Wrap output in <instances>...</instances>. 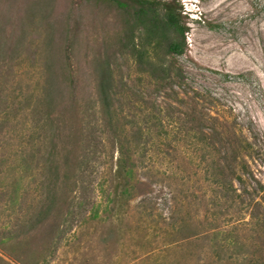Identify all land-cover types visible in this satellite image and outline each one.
<instances>
[{
    "label": "rangeland",
    "instance_id": "rangeland-1",
    "mask_svg": "<svg viewBox=\"0 0 264 264\" xmlns=\"http://www.w3.org/2000/svg\"><path fill=\"white\" fill-rule=\"evenodd\" d=\"M122 1L128 6L0 0V264H243L264 257V229L244 224L250 213L264 217V0H152L160 17L166 3L185 27L181 54H166L164 46L149 53L169 70L159 81L123 46L129 25L138 26L135 41L142 35L133 14L139 0ZM54 26L76 41L71 59L88 91L87 163L73 210L49 245L22 234L20 223L38 205L50 150L45 61L46 44L60 38L51 35ZM96 55L109 61L114 123L124 127L119 139L132 135L135 116L145 123L124 185L114 176L120 154L95 93ZM140 106L159 111L163 128L139 115ZM23 169L32 174L13 181ZM230 179L242 194L231 205L215 199ZM15 189L16 213L8 216Z\"/></svg>",
    "mask_w": 264,
    "mask_h": 264
},
{
    "label": "trees",
    "instance_id": "trees-1",
    "mask_svg": "<svg viewBox=\"0 0 264 264\" xmlns=\"http://www.w3.org/2000/svg\"><path fill=\"white\" fill-rule=\"evenodd\" d=\"M114 1L118 7L128 6L126 1ZM155 4L156 2L152 0H139V6L133 10V14L136 22L139 23V27H141L142 41H135L136 35L134 33L138 26L134 23L127 28L128 34L123 46L138 64H146L148 67L145 70L152 78L159 81L166 77L169 70L164 64V59L153 61L149 59V53L164 46V53L166 54H181L184 50L185 27L180 23L178 14L176 15L175 10L170 5L163 4L164 12L163 16L160 17ZM50 30L51 35L60 37L58 39L54 38L46 44L48 52L45 61L47 86L45 87L44 100L48 107L46 112L48 121L53 126L50 150L45 158L46 169L43 174L41 173L42 175H40L38 181V196H40L38 205L35 208L33 207V212H30V214L26 213L24 220L20 223L23 226L21 228H25L22 234L27 233L33 239L36 236L41 237V239L36 238L39 241H46L49 245L51 242L53 244L55 236H59L62 230L61 226L68 214L73 210V200L77 197L76 194L80 185L78 174L82 166L87 163L85 158L86 142H84L87 131L83 122V120H86V111L83 109L82 103L83 98H87L85 95L88 94L87 89L82 85L83 81L77 70L74 69L71 59L76 41L74 39L70 41L67 38L69 29L54 26ZM4 44L8 46V43ZM91 63L94 64L96 73L94 76L96 82L95 93L106 122L113 132L112 143L114 146L117 145L116 149L120 154L117 159L114 176L117 179H122L118 183L124 185L128 180L127 173L131 171L129 166V161L132 159L130 157L131 151L136 152L140 147L145 123L135 116V120L130 121L134 124L132 135L124 137L123 140L119 139V130L122 132L124 127L122 122L120 125L114 123L118 109L115 102L116 92L113 88V76L110 71L109 61L100 55H96ZM179 76L180 74H177V77ZM138 109H140L138 114L147 115L145 119L150 120L153 126L163 128V119L159 111L154 109L146 111L143 106ZM261 151L264 154V140ZM25 170H21L22 173L16 176L13 181H22L23 178L32 174ZM235 178L239 183L245 181L240 173H236ZM222 186L224 194L216 195L215 199L217 201L223 200L229 202L230 205L240 202L242 194L234 186L233 180L230 179ZM1 190H4V187H1ZM17 193L18 190L15 189L12 194L7 196H11L9 200L7 199L8 216L16 213L15 205L18 202L15 203L13 195L16 196ZM213 201L216 202L215 200ZM4 202H6V199L2 201V206H4ZM244 224L246 228L252 231L264 229V217L261 214L250 213L249 220ZM16 237H20V235L16 234L14 237L10 235L4 241L15 239ZM243 264H264V257L260 255L246 258Z\"/></svg>",
    "mask_w": 264,
    "mask_h": 264
}]
</instances>
